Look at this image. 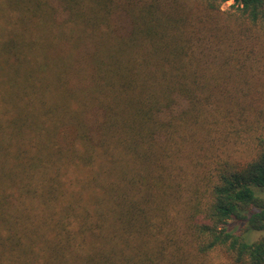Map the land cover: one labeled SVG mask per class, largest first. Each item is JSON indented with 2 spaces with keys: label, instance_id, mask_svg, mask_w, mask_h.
I'll return each instance as SVG.
<instances>
[{
  "label": "trees",
  "instance_id": "trees-1",
  "mask_svg": "<svg viewBox=\"0 0 264 264\" xmlns=\"http://www.w3.org/2000/svg\"><path fill=\"white\" fill-rule=\"evenodd\" d=\"M227 1L0 0V264H264V0Z\"/></svg>",
  "mask_w": 264,
  "mask_h": 264
},
{
  "label": "rangeland",
  "instance_id": "rangeland-1",
  "mask_svg": "<svg viewBox=\"0 0 264 264\" xmlns=\"http://www.w3.org/2000/svg\"><path fill=\"white\" fill-rule=\"evenodd\" d=\"M233 2H234V0H228L227 2H225L221 6V12L220 13L224 14L226 12V10L229 9L230 5ZM232 28H233V25L230 22H228V21H226L223 24V30H227L229 34H231ZM255 41H256V39L251 43V45H250L251 49H253L258 56H260V57H261V55L264 56V49H259L258 45L255 44ZM217 42H218L217 45L220 48H225V47H223L221 45V43H226L227 44V48H229L231 51H235L237 49H242V51L239 53V55H242L244 53V51H248V43L245 42V41H241L239 36L230 35V37L225 38L222 41L217 40ZM260 46L263 47L262 44H260ZM251 56L254 57V54L252 52H251ZM260 59L264 60V58H262V57ZM216 264H230V263L228 261H225V259H223V257H218V261L216 262Z\"/></svg>",
  "mask_w": 264,
  "mask_h": 264
}]
</instances>
